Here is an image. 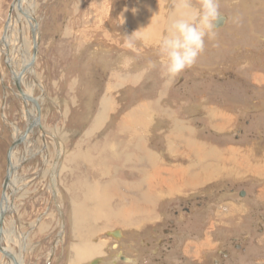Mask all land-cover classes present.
I'll list each match as a JSON object with an SVG mask.
<instances>
[{"label":"rangeland","instance_id":"rangeland-1","mask_svg":"<svg viewBox=\"0 0 264 264\" xmlns=\"http://www.w3.org/2000/svg\"><path fill=\"white\" fill-rule=\"evenodd\" d=\"M137 1L26 0L23 4L21 10L26 11L25 13L31 11L35 27L40 32L37 45L38 60L34 68L37 78L41 80L45 89L43 103L41 97H38L42 112L41 124L44 126L43 130L55 134L60 139L63 155L60 157L58 155L56 158V145L53 147L51 141L48 150L49 161L46 159V163H44L48 174L46 170H43L44 166L40 170L43 173L42 177L38 173L43 159L40 156L32 157L25 166L26 168L21 169L23 166H20L19 172L21 171V173L18 172L19 177H16L17 180L15 179V182L18 183L11 203L15 207L18 219H13V214H8L11 217L7 216L4 225L13 257L14 255L21 257L22 264H110L113 259L111 257L115 258L118 251L130 258L133 264H203V258L218 260L217 252L228 249L229 252L231 251V254L229 253L231 258L229 259L228 256V261L225 260L223 264H264V241H262L264 240V177L257 174H254L253 178L249 177L252 176L250 172L243 173L240 177L230 176L227 175V172L221 171L225 166L226 169H233L232 166H228L229 158L222 159V153L229 154L228 152H230V158L234 162L235 160L241 162L245 161V158H241L240 153L249 150L251 153L252 150L255 151L253 158L263 161L260 167L264 168V157L257 158L264 155V86L257 87L254 84L259 78L264 82V0H218L219 14L225 15L228 18V23L220 31H215V39L210 41L207 37L205 38V49L197 58L196 63L177 77H170L166 74L159 56V44L166 35L171 19L176 17L175 5L181 0H146L151 5L145 9H141ZM11 2L12 0H0V37ZM190 2L192 11L198 12L200 0H190ZM126 5L133 10L128 9L127 16L131 17L134 14V16L142 17L145 15L146 26L148 25L152 30L150 34L149 31L138 33L139 39L137 40L143 41V44L138 45L136 40L133 48H127L124 45V37L118 29L122 28V25L117 23L118 14L126 8ZM148 12L151 17L147 15ZM22 20L26 21L24 18ZM133 29L134 27L127 28L124 33L129 36L133 33H131ZM21 30L22 34L25 32L23 34L25 48L28 49L27 53L31 56L33 41L30 29L26 27ZM150 35L155 42L147 40ZM16 36L14 33L11 41ZM11 43L13 44V42ZM119 44L124 45L125 48H117V51L115 48ZM113 45L116 47L112 48ZM7 47L5 53L0 52V70L3 76V82L0 81V197L3 177L6 174L7 151L12 145L15 130L22 132L26 126L24 116H22L24 108L20 102L11 94L5 97L7 85L15 89L12 84V75L3 62L5 55L8 56V59L11 58V47ZM259 59L260 63L257 62ZM150 64H155V67H150ZM246 70L248 73H245ZM158 74L162 80H157ZM119 77L122 78L124 86H118L121 91H116L119 93L115 98L120 99L121 106H116L115 120L118 119L123 125L122 118L129 115L141 102L147 105L152 104L157 117L159 115L157 110L160 107L155 106L153 102L159 100L162 105H169L170 113L178 115L179 123L189 119L188 116L190 119L194 118L193 120L189 119L192 122L188 125L198 132L196 137L198 139L194 142L203 144L204 159L200 160L201 155H197L195 151L189 149L194 142L189 143L193 139L186 138L188 135L186 129L175 133L177 128L174 125H160L163 128L159 127L153 131L145 143L148 148L155 150L154 154L158 153L160 163L163 162V157H166L165 161L169 162L167 167L172 170V173L166 172L167 175L172 174L173 177L177 175V179L182 178L184 181L189 180L190 182L181 185L182 188L179 191L176 189L180 186H176V188L174 187L176 192L171 194L164 192L157 197V203L160 206H158L159 213L163 214L157 220L163 216L166 217L148 225L145 222L151 221V218L147 220L140 218V213L143 210L137 209L140 202L151 199L143 193L150 186L147 185L146 180L141 192V199L135 201L139 204L130 203L129 200L124 199L128 205V213L131 212L130 208H133L134 211L137 209L136 213H132L133 222L130 224L131 226L138 224L137 231L131 227L118 228L121 232L124 231L125 239L117 245L115 250H112L108 245L114 242L109 241L105 232L116 228V226H111L110 223L106 226L97 225L98 227L96 226L93 231L96 237L91 236L92 238L89 240L95 242V246L100 247L107 254L101 255V258L95 257L96 259L91 261L81 259L77 255V251L80 252L79 247H82L84 241H88V239H83L84 231L82 229L76 231V227L72 225L74 222L73 209L71 210L74 185L72 178L76 177L73 176L75 173H72L71 166L67 161L73 153L75 145L83 138V133L85 131L88 135L91 133L95 119L100 114L99 105L102 107L100 102L106 95L113 97L114 92L109 89L115 86ZM4 83L6 86H3ZM111 92L113 94H108ZM159 93H164L161 98ZM210 108L217 112L225 111L233 117L234 121L231 126L233 130L228 129L224 132L213 128L218 119L211 117L213 112L209 114ZM188 112L190 113L188 114ZM115 120L113 117L111 120L113 123L111 125L107 123L109 128L105 129L101 138L108 139L107 143H111L114 148L119 149L127 145L126 137L128 136L126 133H120L122 129L117 128L120 124L115 125ZM164 130L171 131L170 135L162 140L159 134ZM129 133L131 134V132ZM167 133H164L163 136H166ZM175 134L180 135L176 136ZM133 140L131 142L129 138L128 151L125 152L123 149L124 152L119 159L123 154L125 158L127 155L130 158L135 157L134 151L137 147L135 139ZM153 140L156 146L150 147V142ZM42 142L36 140L35 149L40 152L45 149ZM142 145L145 146L143 143ZM167 149L175 152H166ZM186 149L191 151L192 156L187 158L172 156L174 153L180 154L179 150ZM235 150L238 151L236 156ZM186 151L184 152L186 153ZM213 153H215V161L213 159L212 162L215 164V168L217 167V172L213 174L212 178L204 181L200 182L203 177L197 182L192 181L199 174L197 172H201L195 161L208 160L207 163H210V158L213 157L210 155ZM248 155L252 159V154ZM16 156L18 157V155ZM143 157V164L139 165V168L148 169L149 164L159 168V162L153 164L146 155ZM58 161L61 162V169L58 166L56 170L59 169V171H56L55 175L53 173ZM225 161L226 164L222 168ZM105 163L109 164L107 160ZM110 165L111 170H114L115 173L117 169L115 164L114 167L111 163ZM177 166H183L188 171L177 170ZM128 167H131L129 162ZM209 168H212V165ZM83 170L81 165H77L76 174L78 173V177L84 178ZM135 172L127 169L120 177L123 179L121 182L118 181L120 176L118 174L116 179H112L106 176L102 177L97 172L94 173L98 175L104 187L114 189L116 183L117 185L121 183L124 188L129 186L134 178L132 174ZM184 172L185 174H183ZM202 173L203 175H212L209 171ZM51 175H55L58 180L56 182L59 196H56V200L58 204L59 201L61 202L59 207L62 216L66 217V224H62L63 228L60 214L54 206L55 199L52 200L53 194L49 181ZM21 176H23L22 180ZM25 182L28 183L27 187H25ZM19 185H23L22 190L29 192H19ZM259 191L261 193H258ZM112 194L114 193H109L107 198H111ZM198 204H201L200 208H198ZM175 205H177V215L175 209H170ZM183 206H187L191 210V216L188 217H192L185 223L179 221L180 217L186 216L181 211ZM258 228L260 229L257 230ZM166 229L171 230V234L168 236L163 234ZM181 235H183L182 239ZM97 239L98 241H96ZM162 239L167 240L168 243L159 247L157 240ZM230 239L242 240L245 251L232 250ZM180 242L184 246V255L193 260L192 262L181 253ZM105 245L107 246L104 250ZM157 247L158 250H156ZM201 248L204 249L203 256L199 254ZM0 264H7L3 254H0ZM118 264H121V261Z\"/></svg>","mask_w":264,"mask_h":264},{"label":"bare ground","instance_id":"bare-ground-1","mask_svg":"<svg viewBox=\"0 0 264 264\" xmlns=\"http://www.w3.org/2000/svg\"><path fill=\"white\" fill-rule=\"evenodd\" d=\"M25 1L26 0H21V3H18L15 5V9L13 12L15 14L10 17V22H9L8 27H7L5 34H4V40L3 41L5 42V44L0 46V52L5 53V50L8 49L7 46L11 47V51H10L11 58L5 59L6 57H8L7 55H5V57H4L5 60H3V62H4L5 67L9 71V73H11V75H13L14 78H16L17 83H18V85H19V87H20V89L24 95L23 97L29 101V104H26V105L24 104L23 98L21 97V95L17 91L16 87H14L15 89H12L11 86L7 85L8 86L7 87L6 84L4 83L5 85H3V86H6V89H7L5 97H7L8 95L11 94V96H13L17 101H19L21 106L24 108V110H23L24 113H22V116H24V119H25V123H26L25 129H26V127L28 126V123L33 118L32 117L33 112L36 111V109L34 108V105H33V103H34L33 99H36V97L38 98L39 95L41 94L40 97H41V101L43 103L45 89H44V86L42 85L41 80L39 78H37V76H36L37 72H33V70L31 69V67L34 68V66L38 60L37 45H38V42L40 39V32L35 27V21H34V18L32 17L31 11L29 12L30 13L29 14V13H25L26 11L23 12L21 10V9H23V4ZM148 2L149 1H146V0H138L137 1V3L139 4V7L141 9H145L146 7H150L151 4H149ZM180 5H181V2H179L178 4L175 5L176 8H174V10H175L176 15H177L178 10H180ZM153 6H155V5L153 4ZM152 8H154V7H152ZM128 9L132 10L130 8V6L128 7V5H126V8L124 10H122L121 13L119 12V14H118V16L120 17V21H119L120 23L124 22L123 18L125 20V23L122 25V28H118L120 33L122 34V36L123 37L128 36L127 34L124 33V30L127 31V28H132V27H134V29H133V31H131V33L136 31V30L142 29V28L143 29L141 32L145 33V32L149 31V34L152 33L151 32L152 30H150V27L148 25L146 26L147 21L145 19V15H143L141 17L139 15L134 16V14H132L131 17H129V16H127L128 15ZM30 10H31V8H30ZM21 11H22V15H21ZM147 15L150 16V12H148ZM219 15H221V17L223 18V26H225V24L228 23L227 22L228 18L225 15H222V14H219ZM25 16H27V18ZM15 17H17L16 19L18 20V23L20 25V27H19L20 29H26V27H29V29H30L29 32H31V36H32L31 38L33 41V44H32L33 45V51H32L31 56H29V54L27 53L28 49L25 48V41H24V36H23V34L25 32L22 34V41L19 44L18 29H17V25L15 24V21H14ZM23 18L27 22L22 20ZM170 18H171V16L169 14V19ZM125 26H127V27L125 28ZM222 27L215 28V31H220V29H222ZM3 31H4V25H3L1 36L3 35ZM21 32H22V30H21ZM14 33L17 36L13 39V41H11L12 35H14ZM147 40H149V42L153 41V38L151 37V35ZM137 41L136 42L138 43V45L143 44L142 43L143 41L142 42L140 40H137ZM157 41H158V39H157ZM11 42H13V44ZM153 42H155V41H153ZM114 45L112 48L116 47ZM124 45L122 46L119 44L115 49H117V48L118 49H124L125 48ZM148 47H149V45H148ZM118 49H117V51H118ZM257 62L260 63V59L257 60ZM245 73H248L247 70ZM250 75H251V73H250ZM2 77L3 76L1 75V70H0V81L1 82H3ZM136 78H137V76L135 77V80H136ZM116 81H117V83L115 84V86H113L112 88L109 89V90L112 89L114 94H113V92L108 93V94H113V97H109V95L105 96L104 102L102 103V109L100 110L99 116L95 119V122H94L95 124L93 125V129H92L91 133H89V135H88L87 131H85L83 133V135H82L83 138L81 139L80 142H78L77 145H75L76 147L74 148L73 153L68 157L69 160L67 161L68 164L71 166L72 173L73 172L75 173V175H73V176L76 177V178H72V180L74 182L72 195L73 196L76 195L74 197L73 196L71 197V199H72L71 202H73V207L71 208V210L73 209L72 213L74 214V222L72 223V225H73V227H76V231L79 229L80 230L82 229L84 231V233H82L83 239L84 238L88 239V241L85 240L86 243L84 241V245L82 247H79L80 252L77 251V255L81 259L84 258V259H89L91 261L95 257L101 258L100 257L101 255L107 254L104 251H102L100 247L95 246V244H94L95 242H91V240H89L90 238H92L94 236L96 237V235H94L95 233L93 231L95 230V227L97 225L106 226L107 224L110 223L111 226L112 225L116 226V228L105 232V236L109 239V241L114 242L108 246L110 247V249L115 250L117 245L123 239H125V236L123 233L124 231L121 232V230H118V228L127 229V228L131 227V228H134L135 231H137V229H138V227H136L138 224H135L132 226L130 225L133 222V220H132L133 214L132 213H136L137 209H139V208H140L139 210H143L142 212L140 211L141 212L140 218H143L146 220L151 218V221L145 222V223H148V225L149 224L152 225L155 221H160L162 219H165L166 216H163V218H161L160 220H157V218H160L161 215H163V214L159 213L160 208H158L159 204L157 203L158 202L157 197L161 196L164 192L165 193L169 192V194H171L173 192L179 191L182 188L181 185H184V184H187L190 182L189 180L184 181V179H182V178H178L179 179L178 180L176 174H174V175H176L174 177L172 174L167 175L166 172L172 173V170L167 167L169 162L165 161L166 157H163V162L160 163L158 161L160 159L158 153L154 154L155 150L153 148H148L147 144L145 143V142H147L148 137L152 135L153 131H156L157 128H159V127L163 128L160 125H163V126L164 125H167V126H169V125L173 126L174 125L177 128L174 131L175 133L181 132L183 129L187 130L188 135L186 138L187 139H193V141L191 140V142H189V143H192V142H194V140L198 139V138H196L198 132L194 131L192 126L188 125V123L192 122V121L190 122V120H193L194 118L190 119V117L188 116V118L190 120L185 119L184 122L182 121L179 123L180 119L178 118V115L170 113L169 105L168 104L162 105L159 100H157L156 102H153V104H155V106H158V107H160L159 109H161V110H159V109L157 110V112L159 114L157 117L155 116L156 113H155V110H153L152 104L149 103L147 105L146 103L141 102L140 104L138 103V106L135 107L130 112L129 115H125L122 118L123 125H121L122 123L120 124V121L118 119L115 120V115L117 113L116 106L117 105L121 106V104L119 103L120 99H116L115 97H118V93H119L116 91L120 90V88H118V86L122 87V86H124L123 85L124 83H123V80L121 77H119L118 80H116ZM12 84L14 85L13 82H12ZM254 84H255V86L257 85V87H262V85L264 86V82L262 80H260V78L257 79ZM41 89H43V90H41ZM160 98H161V96H160ZM187 109H189V108H187ZM208 112H209V114H211L212 112L214 113V114L213 113L211 114V117L213 119L217 118L219 121L221 118V120L219 122L215 120L216 125L213 128H215L217 131L222 130V131L226 132V131H228V129L229 130L232 129L231 126L233 125V121H234L233 117H231L225 111L217 112V111H213V109L210 108L208 110ZM41 113H42L41 112V104L39 103V99H38L39 122H40L41 128H43L44 126H42V124H41ZM189 113L190 112H188V114ZM112 116L114 117L115 125L120 124L117 127V128L120 127V129H122L120 133L121 134H122V132L124 134L126 133V135L128 136V137H126V144L127 145L122 147V148H119V149L114 148L111 145V143H107L108 141L106 142V140H108V139L103 140L101 138L105 129L109 128V127H107V123H108V125H111L113 123V121L111 122V120L113 119ZM196 117H197V115H196ZM109 118H110V120H109ZM213 119H211V120L213 121ZM167 129H169V128H167ZM24 131L20 132V131L15 130L16 133H15V136L13 137L12 144L19 137L21 139L22 138L23 139L20 142H18L17 144L11 145L10 149H8L9 154H7V155L9 156V159L11 160V165L14 166L15 168H18L22 165L23 167L22 168L20 167V168L23 169L29 163V161L31 160L32 157H34V156L39 157L40 156V157H43V159L40 163L38 173H39V175H40V173H42V171L40 172L42 166H44L43 170H46L48 172L44 163H46L45 161H46V159H48V156H49L48 150H49V145H50L51 141L53 142V147H55L54 141L49 136H44L43 138H41L42 136L37 129H32V131H30L29 134H27L25 137H23ZM170 131L171 130H164L163 132H160V134H159L160 139H162V140L166 139L170 135ZM47 132L49 133V131H47ZM128 132H131V134L130 133L128 134ZM96 133H99L100 136L96 135ZM164 133H167L166 136H163ZM49 134H51L55 139L59 140V142L57 144H59L58 155L60 157L61 155H63L62 147L60 146L61 141L59 138H57V136L55 134H52V133H49ZM175 135L178 136L180 134H175ZM36 138L40 142L43 141L42 144L45 148V149L43 148L44 149L43 152H40V150L35 149L36 140H37ZM129 138H130L131 142L133 139H135V145L137 148L135 149L134 152H135L136 158L133 156L130 158V157H128V155L125 158V156L123 154L121 159H119V157L121 156V154L124 151L125 152L128 151V147L130 146ZM104 141H105V143H104ZM87 142H89V143H87ZM133 142H134V140H133ZM184 142H186V141H184ZM142 143L145 144V146H143ZM150 143H151L150 147L156 146V143L154 140ZM121 144H123L122 141H121ZM203 147L204 146L201 142H194L193 145L189 147V149L195 151L197 153V155L198 154L201 155L200 160H202V159H204L203 154L205 151ZM123 149H124V151H123ZM186 150H179L180 154L174 153V154H172V156L176 157V158H180V157L181 158H187V157L192 156L191 151L188 149H186ZM8 151H7V153H8ZM21 151H22V153H20ZM167 151L170 153L175 152L171 149H167L166 152ZM184 151H186V153ZM18 152H19V154H18ZM254 152L255 151L252 150V153H251V150H249V151L240 153L241 158H245V161L243 160L241 162L238 160L237 161L235 160V162H234L230 158V155H231L230 152H228L229 154L222 153V155H221L222 159L229 158L228 166H232L233 169H231V170L228 168L226 169V166H225L226 161H225V163L222 165V168L224 166L225 167H224V169H221V171H223V173L227 172V175H230V176L233 175V176H239L240 177L241 174L243 175V173L250 172L252 176H249V177L253 178L254 174H257L260 177H264V168L260 167L262 165L263 161H259L258 159H254L253 158ZM237 153H238V151L235 150L234 151L235 156L237 155ZM248 154H252V159L249 157ZM7 155H6V162H7ZM16 155H18V157ZM144 155H146V157H148L151 160L150 162L153 164H156V162L158 164V162H159V168L155 167V165H152V164H149L150 168L148 167V169L139 168V165L143 164L144 159H142V158H144L143 157ZM214 155H215V153H213V155H210V157L213 156L210 158L211 159L210 163H207L208 160L207 161L205 160L203 162L198 161V160L195 161L197 163L199 171H201V172H197L200 174V176H198L199 174H197L196 178L192 179V181L195 180V182H197L202 177L203 178L200 180V182L204 181L206 179L212 178L213 174H215L217 172V170H216L217 167L215 168V164H213V162H212L214 159ZM19 156H22V157L20 158ZM255 157H257V156H255ZM263 157H264V155L259 156L257 158H263ZM103 158H105L109 162V164L105 163L106 160H104ZM192 160H194V159H192ZM48 161H49V159H48ZM111 161H113V162H111ZM214 161H215V159H214ZM128 162H129V165L131 166L130 168L128 167ZM60 163L61 162L58 161L57 166L55 165V171L53 174L56 175V171H59V169H61ZM110 163L112 164L113 167L115 164V166L117 168L115 170V173H114V170H111ZM214 163H216V162H214ZM77 165H79V166L81 165V168L84 169L83 170L85 172L84 178L78 177V173L76 174ZM210 165H212V168H209ZM58 166H59V169L56 170V168H58ZM48 167H50V166H48ZM164 168H166V169H164ZM127 169H130L131 172L136 171L134 174H132V176H134V178L132 179V182L129 183V186L126 187L127 189L124 188V186H122L121 183L120 184L118 183V185L116 183L114 189H112V188L109 189L107 187H104V185L102 184V181L99 179L98 175H96L94 173V172H97V174L102 175V177L106 176V177H110L112 179H116V175L118 174V175H120L118 177V181L121 182V180H123V179H121L120 177L124 175V172ZM176 169L177 170L182 169L183 171L184 170L188 171V169L183 167V166H177ZM211 169H213V170L211 171ZM206 171H209V173H211L212 175H203L202 172H206ZM18 172H19V170L15 171V173L13 174L14 176L12 177V180H11L12 181L11 184H9L5 188V191H4L5 204H6L7 209L5 211V216L3 217L4 219H3V223L1 225V233H2L3 237L5 238L6 242L3 243V250L0 251V254H3L5 256V258L7 260V264H22L21 257H19L17 255L16 256L14 255V257H13V252L10 249L11 244H10L9 239H8L7 231L5 230V227H4L8 214H10V215L13 214L12 215L13 219H18L15 207H13V205H11V203L14 199V196H15V192L13 193L14 183H18V182H15V179H17L16 177H17ZM165 173H166V175H164ZM183 174H185V172ZM55 175H51L49 178V181H50V187L52 190V194L55 196V199H56V196H59V195H58V188H57V182H56L57 179L55 178ZM57 175H59V174H57ZM181 175H180V177H181ZM56 177H58V176H56ZM186 178H187V176H186ZM146 180H147V185H150V186L148 188H146L147 190H145L143 193L145 195H148L149 197H151V199H150V201H148V200H145L144 202L142 201V203L140 202V204H139L135 201L141 199V192L143 191V187H144V184L146 183ZM152 182H154L155 184H153ZM178 184H180V185H178ZM176 186H180V187H177V189L175 191ZM129 187H130V189H129ZM261 189H263V188H261ZM103 193H105V194H103ZM109 193H114L111 196L112 199L107 198ZM258 193H261V192L259 191ZM130 195H132V196H130ZM261 196L262 195L260 194V197ZM258 197H259V195H258ZM124 199L129 200L130 203L139 204L137 206V209L134 211L133 208H130L131 212L128 213L127 212L128 205ZM114 201H115V204H114ZM257 201L259 202V199H257ZM60 203L61 202L59 201V204ZM143 206H145L144 209H143ZM244 209H246V208H244ZM148 216H149V218H148ZM60 217L62 220L61 226H62V224L65 225L66 224V217L62 216V213H61ZM63 217H64V221H63ZM62 228H63V226H62ZM105 228H107V227H105ZM61 230L63 231V229H61ZM21 238H23V237H21ZM94 238L92 239L93 241H94ZM96 241H98V239ZM262 241H264V240H262ZM99 243H100V241H99ZM106 246L107 245H105V247L103 246L104 250H105ZM9 253H10L11 257H9ZM120 258H124V261H123L124 264H133V262L130 258H128L123 253H118V251L115 254V258L113 256L111 257L112 261H110V264L120 263V261H119ZM230 258L231 257L229 256V259ZM217 262H220V261H217Z\"/></svg>","mask_w":264,"mask_h":264},{"label":"clouds","instance_id":"clouds-1","mask_svg":"<svg viewBox=\"0 0 264 264\" xmlns=\"http://www.w3.org/2000/svg\"><path fill=\"white\" fill-rule=\"evenodd\" d=\"M218 17V0H200L198 12L192 11L190 0H181L180 10L176 17L171 19L166 35L159 44V56L168 76L177 77L196 63L205 49V38L215 39L214 22ZM119 20L120 17L117 20L119 25L125 23L124 18L123 24ZM142 29L124 37L126 47H135V41L139 39L138 33ZM150 67H155V64H150Z\"/></svg>","mask_w":264,"mask_h":264},{"label":"water","instance_id":"water-1","mask_svg":"<svg viewBox=\"0 0 264 264\" xmlns=\"http://www.w3.org/2000/svg\"><path fill=\"white\" fill-rule=\"evenodd\" d=\"M18 3H21V0H12V2L10 3L9 9H8V13H7V18H6V21L4 23L3 35L0 38V46L5 44V42L3 41L4 40V34H5V31H6L7 27H8V24L10 22V17L15 14V13H13L14 9H15V5L18 4ZM21 14H22V11H21ZM25 17L27 18V16H25ZM16 18L17 17H15V19ZM15 19H14V21H15V24L17 25L18 34H19L18 35V40H19V44H20L21 41H22V32H21V29L19 28L20 25L18 23V20L17 19L15 20ZM214 23H215V28H220V27L223 26V18L221 17V15H219L218 19ZM5 59H8V57H6ZM31 69L33 70V72L36 71L35 68H33V67H31ZM12 80H13V83H14L15 87L17 88V91L19 92V94L23 98L24 104L25 105L29 104V101L23 97L24 95H23V93H22V91H21V89H20V87H19V85L17 83L16 78H14L13 75H12ZM41 90H43V89H41ZM40 96H41V94L39 95V97ZM33 102H34L33 105H34V108L36 109V111L33 112V115H32L33 118L28 123V126L26 127V129H25V131L23 133V137H25L27 134H29V132L32 131V129H37L40 132L41 136H42L41 138H43L44 136H49L50 138H52V140L54 141V144L56 145V158H58L59 151L57 152V148H58V144L57 143L59 142V140L55 139L51 134H49L47 131H45V130H43V128H41L40 122H39V114H38V98L36 97V99H33ZM22 139L19 137L12 145L17 144ZM7 154H9V151H8ZM19 169H20V167L15 168L14 166L11 165V160L9 159V156L7 155L6 174H5V177H4L3 182H2V193H1V197H0V251L3 250V243L6 242L5 238L3 237L2 233H1V225H2L3 219H4L3 217L5 216V211L7 209L6 204H5L4 191H5V188L9 184H11V182H12L11 180H12V177L14 176L13 174L15 173V171L19 170ZM54 199H55V196L53 195L52 200H54ZM54 206H55V209L58 212V214L61 215V209H60L59 204H58L56 199L54 200ZM9 257H11L10 253H9Z\"/></svg>","mask_w":264,"mask_h":264},{"label":"flooded vegetation","instance_id":"flooded-vegetation-1","mask_svg":"<svg viewBox=\"0 0 264 264\" xmlns=\"http://www.w3.org/2000/svg\"><path fill=\"white\" fill-rule=\"evenodd\" d=\"M254 59H258V58H254ZM201 204H198V208H200L201 206H200ZM171 210H174L175 209V211H176V209H177V205H175V206H173L172 208H170ZM181 211H182V214L183 215H186L185 217H183L182 216V218L180 217L179 218V221L180 222H182V223H185L188 219H192V217H188V216H191V210L187 207V206H183L182 208H181ZM175 214L177 215L178 214V211H176L175 212ZM181 219V220H180ZM184 219H186V220H184ZM260 228H258L257 230H259ZM165 236H168L169 234H171V230L169 229V230H164V233H163ZM180 238L182 239L183 238V235H181L180 236ZM230 243H231V249L232 250H234V251H245V249H244V243L242 242V240H238V239H230ZM159 242V243H158ZM168 243V241L167 240H165V239H162V240H157V245L159 246V247H161V246H165L166 244ZM180 244H181V248H182V250H181V253L184 255V253H183V251H184V246H183V243L182 242H180ZM159 248L157 247L156 248V250H158ZM203 249V248H202ZM169 250H171V249H169ZM204 250V249H203ZM156 252V251H155ZM231 254V251L229 252V250L228 249H223V250H219L218 252H217V257H218V260L217 259H215V260H212V259H209L208 260V258H203V264H223L224 262H225V260H227V258H228V256ZM184 257L187 259V260H189V261H193V260H190V259H188V257L187 256H185L184 255ZM213 258V257H212ZM223 259V260H222ZM195 261H196V259H194ZM119 261H121V263H123V261H124V258H120L119 259ZM183 261H184V259H183ZM217 261H220V262H217ZM228 261V260H227ZM223 262V263H222Z\"/></svg>","mask_w":264,"mask_h":264},{"label":"crops","instance_id":"crops-1","mask_svg":"<svg viewBox=\"0 0 264 264\" xmlns=\"http://www.w3.org/2000/svg\"><path fill=\"white\" fill-rule=\"evenodd\" d=\"M162 76H163V75H162ZM163 77H164V76H163ZM152 78H154V77H152ZM154 80H155V79H154ZM157 80H162V79H160V74H158V76H157ZM159 94H160V93H159ZM163 94H164V93H161V94L159 95V97H160L161 95H163ZM101 102H104V100H102ZM101 102H100V104H102ZM101 109H102V107H101V105H99V113H100V110H101ZM20 172H21V171H20ZM20 172H19V173H20ZM46 173L48 174V172H46ZM35 174H37V173H35ZM42 174H43V173H40V175H41L40 177H42ZM17 177H19L18 173H17ZM22 179H23V176L21 177V180H22ZM37 179H39V178H37ZM16 180H17V179H16ZM26 182H27V181H26ZM26 182H25V187H27V184H28V183H26ZM23 184H24V183H23ZM22 186H23V185H22ZM22 186H20V185L18 186V187L20 188V191H19V192L23 191V192H25V193H28L29 191L22 190V188H24V187H22ZM16 187H17V183H14L13 193H14V190H15ZM15 203L17 204V202H15ZM16 204H15V205H16ZM203 251H204V250L201 248L200 251H199L200 256H203V254H202Z\"/></svg>","mask_w":264,"mask_h":264}]
</instances>
